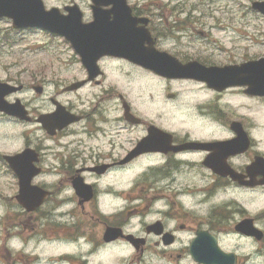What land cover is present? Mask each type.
Returning <instances> with one entry per match:
<instances>
[{"label": "flooded vegetation", "instance_id": "af4514ba", "mask_svg": "<svg viewBox=\"0 0 264 264\" xmlns=\"http://www.w3.org/2000/svg\"><path fill=\"white\" fill-rule=\"evenodd\" d=\"M127 5L126 19L107 12L102 39L119 49L140 40V62L105 53L92 75L60 39L69 58L21 70L34 82H19V93L33 89L19 96L31 120L0 112L34 130L9 154L34 150L39 202L19 203L7 168L0 264H264V0ZM56 62L80 74L46 95ZM30 242L51 250L27 254Z\"/></svg>", "mask_w": 264, "mask_h": 264}, {"label": "water", "instance_id": "95a60500", "mask_svg": "<svg viewBox=\"0 0 264 264\" xmlns=\"http://www.w3.org/2000/svg\"><path fill=\"white\" fill-rule=\"evenodd\" d=\"M91 2L94 21L89 25L81 23V13L77 4L66 6L65 10H67L68 13L67 15H64L55 7L46 10L42 0H0V18H11L15 28L41 27L53 33L63 35L73 43L75 49L79 53L84 54L82 57L83 62L89 70L92 71L94 70V67H96V59L103 53L112 52L119 54V52H121L127 54L129 57L131 56V53H138L139 55L141 52L139 46L140 40L134 38L128 42L130 45L122 47L121 49L118 48V50L114 48L116 44L109 45V47L99 44V42H95V46L88 45L85 41V37L89 33L99 35L101 27L100 22L105 19L106 15L104 12L106 10L102 9L101 6L111 4L112 8L109 9V11L121 12V17L123 19L129 14L126 0H91ZM115 30L116 28L114 26L110 28V31L112 32ZM122 32L124 33L123 28ZM135 32L139 35L141 34V30H136ZM85 49L86 52L84 53ZM89 52L90 54L88 58L87 53ZM175 64L176 63H174V65ZM149 67L161 71L164 65L162 60L156 61L155 57H151ZM19 89H21V86H13L5 82H0V111L21 119H28L26 110L19 100L8 102L5 99L6 95ZM36 90L40 89L37 87ZM139 145L144 147V145L147 146V143L142 142ZM33 152L32 149L27 148L15 155H4L3 158L19 177L20 188L17 198L28 210L33 209L39 203L38 200H36L35 187L29 184L32 175L37 171L33 165L35 159L30 158Z\"/></svg>", "mask_w": 264, "mask_h": 264}, {"label": "rangeland", "instance_id": "374dc122", "mask_svg": "<svg viewBox=\"0 0 264 264\" xmlns=\"http://www.w3.org/2000/svg\"><path fill=\"white\" fill-rule=\"evenodd\" d=\"M43 2L46 8L57 7L60 9L69 2H75L80 6L81 10H83L85 16H89L90 13V0H43ZM228 7L227 10H242V6L239 3L229 4ZM67 49L66 45L62 43L58 37H52L42 30L20 31L13 29L11 21L2 18L0 19V80H12L14 81V83L10 82L12 84H16L20 81L29 86L34 82H32L26 74L22 73L21 70L33 68L34 64L43 62L46 59L57 58L65 60L71 55V52ZM53 69L55 70L53 74L47 73L45 75L48 79L47 82L43 84L44 90L47 92L46 95L61 89L63 85L71 80L73 74H80L77 66H62L59 62L54 64ZM20 73L23 77L20 76ZM123 88H127L125 83L123 84ZM15 95L17 97L23 96V98L27 99L32 97L34 93L33 89L28 88L25 92ZM177 120L178 114L174 118L175 123H177ZM31 127L33 128L32 125ZM25 130L29 136L34 135V130L28 125L17 124L0 116V154L13 153L20 149L23 144V132H25ZM5 171L6 167L2 158H0V216L4 209L2 196L7 194L5 182L8 180V177L4 175ZM14 243L18 245L17 242ZM50 250V247L44 246L40 251L39 246L34 247V242H30L25 252L32 255L35 254V252H38L36 254L39 255H45L48 254ZM43 262L47 263L49 261L43 259Z\"/></svg>", "mask_w": 264, "mask_h": 264}]
</instances>
